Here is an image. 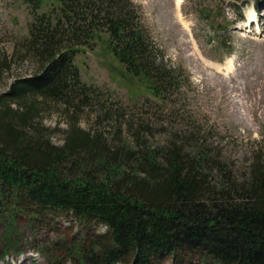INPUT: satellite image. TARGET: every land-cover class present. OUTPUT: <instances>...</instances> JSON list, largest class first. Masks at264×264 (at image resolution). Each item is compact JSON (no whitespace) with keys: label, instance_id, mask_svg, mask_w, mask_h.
<instances>
[{"label":"trees","instance_id":"1","mask_svg":"<svg viewBox=\"0 0 264 264\" xmlns=\"http://www.w3.org/2000/svg\"><path fill=\"white\" fill-rule=\"evenodd\" d=\"M23 1L33 21L21 44L37 68L0 96V213L24 214L33 225L40 214L63 213L106 226L67 249L76 264H264V145L240 170L192 125L188 137L155 142L120 122L123 108L81 78L77 48L106 33L108 50L166 106L184 88V71L149 38L139 7ZM48 103L67 116L62 144L37 117ZM94 105L104 118L84 128L77 110Z\"/></svg>","mask_w":264,"mask_h":264},{"label":"rangeland","instance_id":"2","mask_svg":"<svg viewBox=\"0 0 264 264\" xmlns=\"http://www.w3.org/2000/svg\"><path fill=\"white\" fill-rule=\"evenodd\" d=\"M132 1L168 64L184 71H179L184 88L166 106L108 50L106 33L92 46L77 48L74 63L82 80L97 85L113 107L123 108L126 116L119 119L124 125L145 128L144 136L155 142L188 137L187 125H192L245 170L252 148L264 145V0ZM32 21L23 0H0V96L15 79L35 73L37 65L21 44ZM94 106L77 110L84 128L104 118ZM62 108L48 103L37 115L56 144H62L67 129ZM108 120L118 123L117 116ZM37 218L33 225L24 214L0 213V264H76L67 249L107 231L70 214ZM161 264L180 262L166 258Z\"/></svg>","mask_w":264,"mask_h":264}]
</instances>
